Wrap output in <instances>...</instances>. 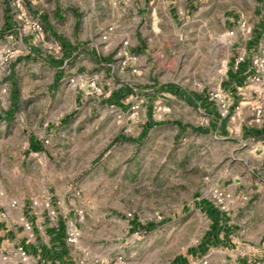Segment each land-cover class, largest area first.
Segmentation results:
<instances>
[{
	"label": "rangeland",
	"instance_id": "obj_1",
	"mask_svg": "<svg viewBox=\"0 0 264 264\" xmlns=\"http://www.w3.org/2000/svg\"><path fill=\"white\" fill-rule=\"evenodd\" d=\"M17 1L0 0V24L6 11L15 19L13 30L0 29L1 201L10 193L34 192V202L51 209L47 196L59 198L67 225L79 232L74 247L82 264H207V215L200 203L207 200V180L218 169L215 149L227 161L235 151L228 138L211 132L202 110L189 111L181 102L189 92L215 99L230 67L226 61L237 48L249 49L255 41L253 48L264 54V0H147L141 5V29L149 45L147 80L161 85L158 90L173 86L183 91L179 98L167 93L154 102L149 122L140 103L113 119L103 113L114 108L102 102L92 118L86 113L97 107L90 102H53L47 114L42 92L33 109L27 100L13 105L9 66L24 52L10 45L17 41L10 37L33 34L31 23L39 21L26 0L21 19ZM56 1L82 16L108 17L126 27H133L137 14L130 0ZM53 2L42 3L48 7ZM243 22L251 30L248 36L242 33ZM70 84L88 96L78 81ZM13 107L16 115L8 112ZM20 112L23 117H17ZM45 118L53 122L47 128ZM31 137L43 142L41 149L29 148ZM20 221L26 222L22 216ZM258 242L264 253V238ZM226 253L220 246L211 248L217 263ZM14 262L9 253L0 257V264Z\"/></svg>",
	"mask_w": 264,
	"mask_h": 264
},
{
	"label": "crops",
	"instance_id": "obj_2",
	"mask_svg": "<svg viewBox=\"0 0 264 264\" xmlns=\"http://www.w3.org/2000/svg\"><path fill=\"white\" fill-rule=\"evenodd\" d=\"M26 1L31 14L39 18L43 26L44 40L37 42L35 35L27 31L10 37L12 40L17 38V41H10V45L24 52L9 66L13 105L27 100L33 109L37 95L42 92L47 114L51 112L53 102H74L79 106L90 102L97 107L96 111L91 108L86 113V117L92 118L93 114L100 113L98 102H102L114 108L103 113L105 118L113 119L125 117L136 103H140L145 106L144 116L149 122L148 108L154 102L163 100L162 96L167 93L178 98L183 93L180 89L173 90V86H162L158 90L161 85L147 80L148 35L141 29L142 17L139 15L141 5L147 0H137L138 4L136 0H130L137 11L132 19L133 27L108 17L99 20L92 15L82 16L76 8L56 0L48 7L43 0ZM116 1L123 0H109V4ZM14 22L11 12L6 11L0 29L13 30ZM254 44L255 41L249 43V49L237 48L226 61V66L230 64V67L216 89L218 97L211 99L205 92H189L181 102V107L189 111L202 110L211 132L219 134L220 138H228L235 151L232 159L227 161L225 153L220 148L215 149L218 169L216 175L207 180V200L200 203L207 215V264H264V253H260L257 246L264 238V86L250 84L248 80L253 56L264 54L253 48ZM242 54L246 55V60L237 64ZM90 78L103 87L104 96L81 95L70 84L71 79H76L79 84ZM258 109H262L261 115H258ZM73 110L74 107L68 115ZM8 112L16 115L18 111L13 107ZM20 113L17 117L24 116ZM44 121L45 128L53 124L46 118ZM42 144L41 140L31 137L28 146L33 151L41 149ZM42 162L48 163L46 158ZM215 188L226 189L234 196L225 210L210 200V193ZM36 196L34 192L10 193L6 202L0 197V257L9 253L15 259L14 264H25L19 253L22 249L29 259L26 264H82L77 249L67 241V211L62 203L56 202L59 198L47 196L52 209H57V216L52 218L51 209L34 204ZM245 196L248 199L243 201ZM21 216L31 225V230L25 228ZM219 246L227 253L225 260L220 259L217 263L211 248Z\"/></svg>",
	"mask_w": 264,
	"mask_h": 264
},
{
	"label": "built area",
	"instance_id": "obj_3",
	"mask_svg": "<svg viewBox=\"0 0 264 264\" xmlns=\"http://www.w3.org/2000/svg\"><path fill=\"white\" fill-rule=\"evenodd\" d=\"M23 0H18L17 1V7L18 9H20L21 12V19L26 17V13L23 12ZM31 29L33 34L35 35V39L37 42H43L44 40V29L43 26L41 24L40 21H33L31 23ZM241 30L242 33L245 36H248L251 32V30L249 29V27L247 26L246 22H243L241 24ZM246 60V55L242 54L239 55L238 59H237V64H241L243 62H245ZM250 75H249V83L250 84H254V85H258V86H264V55H260V54H256L255 56H253L252 58V62H251V67H250V71H249ZM76 79H72V82L75 83ZM80 88L84 91V93H86L88 96H97V97H102L105 95V91L103 89V87L101 85L98 84V82L93 79L90 78L85 82H79ZM215 97H218V95H216ZM225 107V105L223 104V108ZM133 109H138L137 106L133 107ZM226 113V111H225ZM262 114V109H258V115ZM248 198L245 196L243 197V201H246ZM210 200L212 201V203L218 207L221 210H225L227 205L234 200V196L229 193L226 189H222V188H215L211 191L210 193ZM35 205H38V203H34ZM16 204L14 203L13 206H15ZM49 207V206H48ZM50 208V207H49ZM51 217L55 218L57 216V212L55 209L51 208L50 211ZM25 228L27 230H31L32 227L29 223L25 222L24 223ZM79 232L76 229V227L74 226H68L66 227V237H67V241L69 244L76 246L78 244L79 241ZM20 255L22 257V261L24 263L28 262V256L27 254L20 249L19 250Z\"/></svg>",
	"mask_w": 264,
	"mask_h": 264
}]
</instances>
